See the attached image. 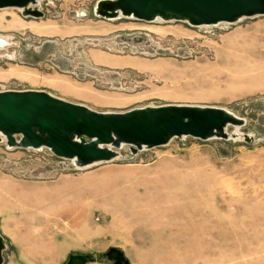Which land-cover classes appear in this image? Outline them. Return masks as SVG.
<instances>
[{
    "label": "rangeland",
    "instance_id": "1",
    "mask_svg": "<svg viewBox=\"0 0 264 264\" xmlns=\"http://www.w3.org/2000/svg\"><path fill=\"white\" fill-rule=\"evenodd\" d=\"M0 8V90H44L97 111L223 107L244 138L172 137L87 166L0 139L3 264H264V15L193 25L102 17L97 0ZM33 6V5H31ZM11 24V25H10Z\"/></svg>",
    "mask_w": 264,
    "mask_h": 264
},
{
    "label": "water",
    "instance_id": "2",
    "mask_svg": "<svg viewBox=\"0 0 264 264\" xmlns=\"http://www.w3.org/2000/svg\"><path fill=\"white\" fill-rule=\"evenodd\" d=\"M33 5V6H31ZM37 0H0V8L18 7L23 16L41 17ZM94 12L102 17H158L193 25L234 22L241 17L264 15V0H97ZM244 119L223 107L163 104L125 111H97L37 89L0 90V139L8 147L48 148L72 159L78 166L110 161L125 144L131 153L167 143L172 137L244 138L228 134L227 126ZM0 234V264H3ZM106 256L114 264H130L122 251L110 247ZM89 254H70L63 264H85Z\"/></svg>",
    "mask_w": 264,
    "mask_h": 264
},
{
    "label": "bare ground",
    "instance_id": "3",
    "mask_svg": "<svg viewBox=\"0 0 264 264\" xmlns=\"http://www.w3.org/2000/svg\"><path fill=\"white\" fill-rule=\"evenodd\" d=\"M6 42H7L6 38L0 35V46L4 45ZM226 132L228 134H231V132H228L227 129H226ZM232 133H235L236 135H240V131H239L238 126H235L234 130L232 131Z\"/></svg>",
    "mask_w": 264,
    "mask_h": 264
}]
</instances>
